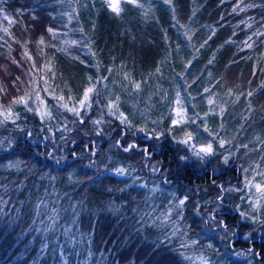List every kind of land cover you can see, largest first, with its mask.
I'll use <instances>...</instances> for the list:
<instances>
[{
	"label": "trees",
	"instance_id": "16d2710c",
	"mask_svg": "<svg viewBox=\"0 0 264 264\" xmlns=\"http://www.w3.org/2000/svg\"><path fill=\"white\" fill-rule=\"evenodd\" d=\"M119 7L0 0V264H264V0Z\"/></svg>",
	"mask_w": 264,
	"mask_h": 264
},
{
	"label": "rangeland",
	"instance_id": "374dc122",
	"mask_svg": "<svg viewBox=\"0 0 264 264\" xmlns=\"http://www.w3.org/2000/svg\"><path fill=\"white\" fill-rule=\"evenodd\" d=\"M0 31H1V28H0ZM63 34V33H62ZM60 35L59 33H57V35L58 36H60V39L62 40V41H67V42H69V43H73V40H71V39H69V37H67L66 35ZM52 89V88H51ZM222 89V88H221ZM221 89H219L218 91H213V93L211 94V100H210V102H208V104H213V107H217V109H219L220 108V103L217 101V99H216V97H215V95H219V93L221 92ZM55 91H59L60 93H62L63 92V88L62 87H58L57 88V90L56 89H54ZM35 92H37L36 91V88H35ZM218 93V94H217ZM32 97L30 98V97H28V96H26V97H24V102L23 103H19V104H21V105H24V106H27V104L28 103H30L31 102V104L33 105V110L36 112V114H38V115H41V116H43V115H45V113H47V108H46V106H47V104H46V99L45 98H42L39 94H32L31 95ZM50 99H52V98H50ZM52 101V100H51ZM224 101V100H223ZM90 105H91V102H90V100L88 99V101H87V103H86V105L85 106H81L80 105V108H79V110L81 109H83V110H88L89 109V107H90ZM196 107H198V104L196 105V106H194V108H196ZM193 108V109H194ZM2 109V108H1ZM1 109H0V111H1ZM30 110V109H29ZM184 110V112H185V114L187 115V111H186V109H183ZM14 113H13V109H9L8 111H1V117H0V119H3L2 121H4L5 120V118H3L4 116H6L7 118H11L10 116L11 115H13ZM97 147V146H96ZM129 147V146H128ZM127 149H129V148H127ZM96 151L94 150L93 151V154L95 153ZM204 255V254H203ZM200 258H201V260H200V262H199V264H214V262L213 261H205L203 258H202V254L200 255ZM244 264H248V263H244Z\"/></svg>",
	"mask_w": 264,
	"mask_h": 264
},
{
	"label": "snow or ice",
	"instance_id": "6c2138e0",
	"mask_svg": "<svg viewBox=\"0 0 264 264\" xmlns=\"http://www.w3.org/2000/svg\"><path fill=\"white\" fill-rule=\"evenodd\" d=\"M107 2H108L109 7L112 9V11H113V12H116L117 14H119V12L121 11V9H120V7H119L120 0H107ZM127 2L135 3L136 0H127ZM165 2H168V0H165ZM5 19H8V17L5 16ZM10 22H11V21H10ZM5 31H6V29H5ZM48 31H49V32H52L53 30H52V29H49ZM40 43H43V39H41ZM135 87H136L137 89H139L140 85H139V84H135ZM93 90H94V89L91 88V87L88 88V89H86V91H85V93H84V98H83V100L80 101V105H81L82 107L86 105V103H87V101H88V99H89V95H90V93L93 92ZM250 94H251V93H250ZM57 99L62 100L63 97H57ZM23 102H24V98H23V97H21L19 100H15V101H13V103H23ZM62 106H63V107H67L66 104H62ZM110 107H112V106L110 105ZM69 110H70V111H73V112H76V111H77L76 108H71V109H69ZM177 116L180 117V118L182 119V112H178V113H177ZM179 122H180V119H177V120H174V121H173V124H177V123H179ZM206 130H207V129H206ZM185 135H186L187 138L184 139V140H182V141H180V142H181V143H184V144H188L189 141L192 139V135H191V133H186ZM221 144L223 145V142H221ZM201 153H203V154H212V153H213V146H212V144L209 143V144H207V145H205V146H202V147L199 149V151L196 153V155L199 156ZM249 183L251 184V182H249ZM252 186L255 187L256 190H257L258 192H260L262 195H264V185H262V184H254V185H252ZM183 203H184V201L181 200V201H180V204H183Z\"/></svg>",
	"mask_w": 264,
	"mask_h": 264
}]
</instances>
